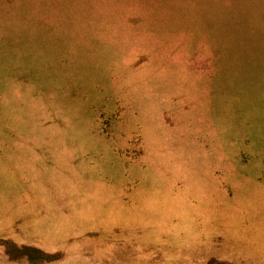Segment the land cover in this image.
Instances as JSON below:
<instances>
[{
	"label": "rangeland",
	"instance_id": "obj_1",
	"mask_svg": "<svg viewBox=\"0 0 264 264\" xmlns=\"http://www.w3.org/2000/svg\"><path fill=\"white\" fill-rule=\"evenodd\" d=\"M0 264H264V0H0Z\"/></svg>",
	"mask_w": 264,
	"mask_h": 264
}]
</instances>
